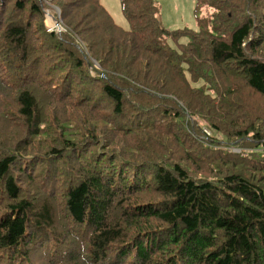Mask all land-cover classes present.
Returning a JSON list of instances; mask_svg holds the SVG:
<instances>
[{"label":"trees","instance_id":"16d2710c","mask_svg":"<svg viewBox=\"0 0 264 264\" xmlns=\"http://www.w3.org/2000/svg\"><path fill=\"white\" fill-rule=\"evenodd\" d=\"M120 1L129 30L99 0H0V117L24 130L0 136V264H264V0H194L197 30ZM99 91L117 125H58Z\"/></svg>","mask_w":264,"mask_h":264},{"label":"rangeland","instance_id":"374dc122","mask_svg":"<svg viewBox=\"0 0 264 264\" xmlns=\"http://www.w3.org/2000/svg\"><path fill=\"white\" fill-rule=\"evenodd\" d=\"M101 5L104 7V9L109 13V15L111 16V18L116 22V24L119 25V27H122L125 30H129L130 29V25L129 22L126 20L123 11H122V5H121V1L120 0H99ZM157 3L159 4L160 8H161V21H162V25L168 29V30H180L183 28H190V29H196L197 30V25H196V17H195V2L194 0H156ZM57 8H52L45 10L46 16L47 13L49 14V21L47 22V17H46V24L47 27L48 25H50V20H53V16H58L56 13ZM261 10V9H259ZM60 11V10H59ZM210 12V11H209ZM205 16V13H203ZM208 16V15H207ZM37 17V15H36ZM35 23V22H34ZM49 23V24H48ZM57 32V31H56ZM187 39L183 40L181 43L185 44L187 43ZM180 43V44H181ZM177 44V43H176ZM173 42H170V46L172 48H178V45H176ZM84 51V49H83ZM85 53V52H84ZM86 55H88L87 53H85ZM90 60V59H89ZM91 61V60H90ZM92 67L89 68V71L86 70L88 72L89 76H84L83 79H88V77H92L95 78L96 80H102L100 78V73H102V71L100 70L99 66L92 60ZM94 69H97L99 71V73H96L94 71ZM40 71V76H42L44 74L43 69L39 70ZM72 73V72H70ZM69 76H73L72 74ZM106 77V75H105ZM104 77V78H105ZM202 86L200 83H198L197 86ZM8 94L5 96L6 98V102L8 103V110L10 108H12L14 106V97H13V93L12 92H7ZM88 94L91 96L93 95L91 92H88ZM101 92H96L94 94L95 99L92 101H88V102H83V103H88V104H82L80 103L78 106H76V108L73 109H66L64 111L66 112H62L60 114H56L55 115V120L58 123V125L61 124V122H63L66 119H75V126H79V124H81L83 121L87 120V123H91L92 121H96L97 118H93L94 114L99 115L100 111H102L103 115L105 116V114H108L107 118H104V120H109L113 125H117L118 121L117 119H115L116 116H114L111 112H110V105L108 102H106V99L101 97ZM241 97H243L242 99V103L245 106H248L249 108L255 109L257 110L260 105H261V100L258 96H254L252 95L251 92H249L247 89L245 91H242L241 94H239ZM43 95H41L42 97ZM95 108L96 106H98V109H100L99 111H94L92 113H90L91 109L90 107ZM112 106V104H111ZM15 108H13V114L15 113L14 111ZM1 115V114H0ZM15 115V114H14ZM117 118V117H116ZM124 120L128 122L131 125V118H126L125 116H123ZM48 122L50 123L49 119ZM124 122H121L119 124V126H123ZM17 125L11 124L8 120H5L4 118L0 117V136L2 135H6V138L9 140H14L15 138H17L19 135H21V133H24L23 128L19 129L18 127H16ZM157 127H161V128H165V123H156ZM138 128H142L144 126H136ZM70 129L72 132L76 131L77 127H73L70 126ZM103 128H101V124H98V131L102 132ZM167 130L168 133H166L165 135H159L158 136V143H155L158 147L164 148V146L166 145L167 147H175V145L173 143H168L167 141V136L170 135V132H172L173 134L178 133V130L176 129H165ZM19 131V132H18ZM16 132H18L16 134ZM15 134V135H14ZM125 137H128L125 136ZM164 142V144H163ZM105 144V142L103 143ZM129 144V142H128ZM127 144V145H128ZM178 145V144H177ZM121 146V143H119V136L116 137V142H114L111 146V149L116 151L117 148L119 147V149ZM122 147V146H121ZM142 147L144 149H147V147L144 145V143H142ZM151 153V152H150ZM148 153V154H150ZM128 159L130 157H127ZM135 160V159H134Z\"/></svg>","mask_w":264,"mask_h":264},{"label":"built area","instance_id":"2783aa9c","mask_svg":"<svg viewBox=\"0 0 264 264\" xmlns=\"http://www.w3.org/2000/svg\"><path fill=\"white\" fill-rule=\"evenodd\" d=\"M55 10H56V13H57L58 16L55 17V16L52 15L53 20L52 21L50 20V25H48V31L49 32H55V31H57V29H56V25L57 24L60 25V28L58 29V31L59 30L60 31L62 30V24L60 22L61 13H60V11L58 9H55ZM47 16L49 17V14L48 13H47ZM101 74H100V78H102ZM229 151L230 152H233V153H236V154H240L242 152L240 149H238L236 147H230L229 148Z\"/></svg>","mask_w":264,"mask_h":264},{"label":"water","instance_id":"95a60500","mask_svg":"<svg viewBox=\"0 0 264 264\" xmlns=\"http://www.w3.org/2000/svg\"><path fill=\"white\" fill-rule=\"evenodd\" d=\"M46 17H47V22H48V21H49V20H48V16H46ZM48 24H49V23H48ZM59 28H60V25L57 24V25H56V29H57V31H58ZM59 31H60V30H59ZM101 76H102V78L105 77V75H104L103 73L101 74Z\"/></svg>","mask_w":264,"mask_h":264},{"label":"clouds","instance_id":"9594fccd","mask_svg":"<svg viewBox=\"0 0 264 264\" xmlns=\"http://www.w3.org/2000/svg\"><path fill=\"white\" fill-rule=\"evenodd\" d=\"M49 20V19H48Z\"/></svg>","mask_w":264,"mask_h":264}]
</instances>
